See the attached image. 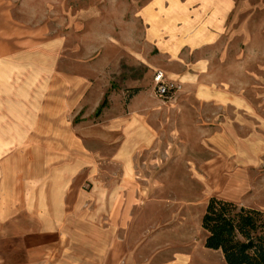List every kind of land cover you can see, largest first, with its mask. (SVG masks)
<instances>
[{"label":"rangeland","instance_id":"374dc122","mask_svg":"<svg viewBox=\"0 0 264 264\" xmlns=\"http://www.w3.org/2000/svg\"><path fill=\"white\" fill-rule=\"evenodd\" d=\"M9 7L15 18L0 15V218L4 207L33 201L69 163L77 165L68 136L109 154L114 144L96 140L110 119L129 113L141 90L153 93L156 121L234 119L236 134L257 151L264 137V0H0V11ZM14 19L33 30H19ZM166 66L198 74L186 97L156 93L154 71ZM206 92L218 98L194 97ZM160 131L161 140L136 160L150 186L141 204H196L203 187L184 154L162 153L198 151L194 138L203 129ZM201 248L198 264H225L221 251Z\"/></svg>","mask_w":264,"mask_h":264},{"label":"crops","instance_id":"0c3cea01","mask_svg":"<svg viewBox=\"0 0 264 264\" xmlns=\"http://www.w3.org/2000/svg\"><path fill=\"white\" fill-rule=\"evenodd\" d=\"M25 6L20 4L19 11L23 13ZM146 13L155 15L152 9ZM0 15L15 18L11 7ZM14 20L19 30H33L22 20ZM198 64L205 66L204 61ZM163 69L182 82L183 88L173 93L180 99L187 96L186 87L197 85V73ZM194 97L206 101L218 98L211 92L206 96L194 93ZM222 106L234 110V106ZM157 111L151 90L134 95L129 113L110 119L105 136L96 140L106 146L114 144L109 154L107 148L92 151V143L85 137L68 136L69 151L78 152L77 165L69 163L49 188H40L33 201L4 207L0 264H198L195 253L204 242L201 217L209 197L264 211V137L254 144L256 151L249 137L236 134L234 119L156 121ZM185 125L203 129L194 138L198 151L179 148L162 154L172 158L184 154L190 164L188 171L202 183L201 194L196 204H147L145 210L146 204L141 203L150 186L136 160L161 140L160 129L169 128L172 135L173 129ZM92 199L96 204H91Z\"/></svg>","mask_w":264,"mask_h":264},{"label":"trees","instance_id":"16d2710c","mask_svg":"<svg viewBox=\"0 0 264 264\" xmlns=\"http://www.w3.org/2000/svg\"><path fill=\"white\" fill-rule=\"evenodd\" d=\"M201 227L205 231L204 247L221 250L225 264H264V211L211 196Z\"/></svg>","mask_w":264,"mask_h":264},{"label":"built area","instance_id":"2783aa9c","mask_svg":"<svg viewBox=\"0 0 264 264\" xmlns=\"http://www.w3.org/2000/svg\"><path fill=\"white\" fill-rule=\"evenodd\" d=\"M153 81L155 91L161 97L167 95L170 92L173 94L181 87L179 81L169 78L164 71L159 69L154 71Z\"/></svg>","mask_w":264,"mask_h":264}]
</instances>
